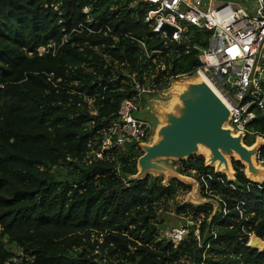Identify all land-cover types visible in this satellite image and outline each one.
<instances>
[{"label":"trees","instance_id":"1","mask_svg":"<svg viewBox=\"0 0 264 264\" xmlns=\"http://www.w3.org/2000/svg\"><path fill=\"white\" fill-rule=\"evenodd\" d=\"M129 3L0 0V264H264V253L247 247L249 234L264 239V185L250 182L241 164L233 162L234 183L207 169L203 157L180 163L181 174L197 172L200 180L210 172L227 187L209 182L223 201L211 225L212 204L176 205L177 214L202 220L205 242L201 248L192 235L176 247L160 238V210L188 187H165L153 177L130 181L142 155L137 148L90 156L121 103L135 95L126 75L139 73L141 81L148 69L136 40L163 46L142 7ZM89 19L112 34L72 33ZM51 42L61 46L57 55L36 53ZM161 62L156 82L163 88L199 64L193 55L165 54ZM112 81L119 90L105 91ZM257 115L251 127L264 134V114Z\"/></svg>","mask_w":264,"mask_h":264},{"label":"built area","instance_id":"2","mask_svg":"<svg viewBox=\"0 0 264 264\" xmlns=\"http://www.w3.org/2000/svg\"><path fill=\"white\" fill-rule=\"evenodd\" d=\"M127 1L130 2V8L137 10L139 5L142 7V11L145 12L144 23L163 42V49H151L144 41L136 40L142 52L141 61L148 65V69L142 72L141 81L137 79L139 73L126 75L133 83L135 95L121 103L117 118L103 131L98 149H93L90 156L94 160H102L114 150L127 149L128 142L134 140L137 144L147 142L153 135L155 127L139 117L145 109L146 98L156 97L160 91L170 86L172 80L190 76L195 72L202 75L229 105L233 111L230 126L235 133H245V143L248 146L254 144L258 136L264 139V134L251 127L258 119L257 111L264 114V0ZM90 11L91 8L88 7L84 13L88 14ZM92 24L93 20L89 19L87 25H78L72 33L112 34L109 26L105 25L97 30L91 27ZM165 25L172 28V34L164 29ZM67 38L64 37L61 46L67 43ZM60 47L51 42L46 47H39L36 53L39 56L49 52L57 55ZM33 54L30 52L28 55ZM165 54L177 55L178 58L182 55H193L199 64L192 73L172 77L168 86L163 88L156 82V72ZM108 89L119 90L115 82L107 86L105 91ZM261 151L257 162L264 165V159L260 157ZM199 178L200 180H197L201 184V194L223 203L219 196L212 194L209 182L225 185L224 180L215 179L210 172L199 175ZM126 187L129 185L126 184ZM230 188L235 190L233 185H230ZM237 204L236 209L240 213V218L244 219L241 203ZM224 215H227L226 209ZM201 227L202 220L191 219L186 226L167 231L165 240L178 247L189 242L193 235V239L203 248L205 242ZM210 231L213 240H216L215 226ZM251 235L249 234V239ZM209 246L210 243L206 246V251Z\"/></svg>","mask_w":264,"mask_h":264},{"label":"water","instance_id":"3","mask_svg":"<svg viewBox=\"0 0 264 264\" xmlns=\"http://www.w3.org/2000/svg\"><path fill=\"white\" fill-rule=\"evenodd\" d=\"M164 29L172 34L170 26L165 25ZM140 114L139 117L152 123L155 129L147 142L137 144L134 140L126 144L127 149L138 148L142 152L137 160L136 175L128 176L130 181L153 177L162 178L165 187L172 181L190 187L192 191L186 205L214 206L209 225L216 216L219 203L200 197V182L181 174L168 161L185 163L200 155L207 169L214 170L216 175H226L227 180L234 183L233 162H236L245 168V176L250 182L264 185V165L257 162L264 139L258 136L255 143L248 146L245 133L234 132L230 126L233 111L198 72L172 80L170 86L156 97L148 96ZM247 247L263 254L264 239L252 234Z\"/></svg>","mask_w":264,"mask_h":264},{"label":"rangeland","instance_id":"4","mask_svg":"<svg viewBox=\"0 0 264 264\" xmlns=\"http://www.w3.org/2000/svg\"><path fill=\"white\" fill-rule=\"evenodd\" d=\"M222 2H226L229 0H221ZM141 114H139L140 116ZM153 118V116H152ZM149 119L150 116H149ZM154 119V118H153ZM251 140V139H250ZM195 157H201L199 156H195ZM168 164L171 165L172 167H174L176 170L177 168H180V162H175V161H168ZM184 174H186L184 172ZM191 176H195L193 172L190 173ZM158 179H162V178H158ZM175 186L177 187V185L175 184ZM192 189L190 187H188V190H184L181 188H177L176 194V201L171 202L169 204V208L167 211H165V209L160 210L161 213V218H163V227L160 230V238L161 239H166V233L167 231H169L171 228H175V227H180V226H186L188 221H190L192 218L191 215H187L185 213L182 214H177L175 207L176 205H186L188 204L187 199L188 196L190 195ZM203 197V195L200 193V197ZM190 213V212H187ZM185 264H189V262H185Z\"/></svg>","mask_w":264,"mask_h":264}]
</instances>
